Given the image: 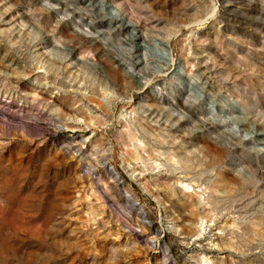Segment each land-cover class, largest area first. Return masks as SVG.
I'll return each mask as SVG.
<instances>
[{
    "label": "rangeland",
    "instance_id": "obj_1",
    "mask_svg": "<svg viewBox=\"0 0 264 264\" xmlns=\"http://www.w3.org/2000/svg\"><path fill=\"white\" fill-rule=\"evenodd\" d=\"M262 131L264 0H0V264H264Z\"/></svg>",
    "mask_w": 264,
    "mask_h": 264
},
{
    "label": "bare ground",
    "instance_id": "obj_2",
    "mask_svg": "<svg viewBox=\"0 0 264 264\" xmlns=\"http://www.w3.org/2000/svg\"><path fill=\"white\" fill-rule=\"evenodd\" d=\"M116 19V18H115ZM120 20V19H119ZM130 23H128L127 24V26H129L130 27ZM12 27V26H11ZM13 28V27H12ZM160 35V34H159ZM137 34L135 35V34H133L132 33V35H130V37H129V40L130 41H134V40H136L137 39ZM163 37L165 38H167V41H168V44H169V47H170V44H171V35L169 34V35H167V36H165V35H163ZM163 37H162V39H163ZM128 40V41H129ZM130 43V42H129ZM135 43V42H134ZM131 45V44H130ZM136 47V49H141L143 46H141V45H136L135 46ZM143 49V48H142ZM41 53V52H40ZM45 53V52H44ZM48 53V52H47ZM148 54V58H147V56H146V58H145V56L144 57H140L141 59L139 60L138 59V57H137V60L136 61H133V66L132 67H138L139 65H141V64H143L144 62H146V60H147V62L148 61H150V60H156L155 58L156 57H158L159 55H158V53H156L154 50H150L148 53H146V55ZM43 55H45V54H43ZM48 55V54H47ZM40 57H42V54H40L39 55ZM140 56H142V55H140ZM50 57V56H49ZM49 57L47 56H43L42 58H41V60L39 61L40 62V66H39V68H42L45 72H47V71H49V70H51V69H53L54 67H56L57 65V63H55V61H53V60H51V59H49ZM136 57V56H135ZM171 57H172V50H171ZM40 59V58H39ZM149 59V60H148ZM140 67V66H139ZM138 67V68H139ZM42 70V71H43ZM2 73V72H1ZM46 74V73H45ZM81 92V91H80ZM190 95V94H189ZM194 96V95H193ZM184 104V103H183ZM185 106V105H184ZM183 107V106H182ZM186 107V106H185ZM87 109L89 110V113L92 115V109L90 108V106H88L87 105ZM87 110V111H88ZM124 115V114H123ZM92 117V116H91ZM95 121V120H94ZM202 121V120H201ZM223 122V121H222ZM225 122V121H224ZM223 122V123H224ZM227 122H230V120H228V121H226L225 123H226V126H227ZM95 123V122H94ZM221 123V122H220ZM74 124L76 125L75 127H77V128H82L81 127V124H82V122H81V120H78V119H76V120H74ZM90 125H92L93 124V121L92 120H90V123H89ZM222 130H223V128H221ZM227 129H230V127L229 128H227ZM221 130V131H222ZM231 130V129H230ZM262 130V129H261ZM225 131V130H224ZM223 131V132H224ZM226 132V131H225ZM226 134V133H225ZM227 134H229V132L227 133ZM226 134V135H227ZM234 134V133H233ZM233 134L231 135V136H233ZM262 135H264V132L262 131V132H258L257 134H255V137H257L256 139H255V142H257V143H263L264 144V137H259V136H262ZM229 136V135H228ZM252 141V140H251ZM253 143V142H252ZM264 146V145H263ZM262 148V147H261ZM256 149V148H255ZM257 150V149H256ZM259 151H260V149H259ZM256 152H258V151H256ZM179 159L183 162V163H185V164H187V163H189V162H191V158L187 155V154H185V153H181L180 155H179ZM264 171V170H263ZM180 186H183V187H185L186 189L188 188V187H190L189 186V183H183V182H181V184H180ZM183 187H181V188H183ZM179 190H180V188H179ZM175 191V190H174ZM174 191H172L173 193H175ZM188 191V190H187ZM200 220H201V222H200V229H201V231H203L204 229H205V227L206 226H208V224H207V221L206 220H204L203 218H200ZM214 224V223H213ZM210 225V224H209ZM173 226V225H172ZM174 228V227H173ZM208 228V227H207ZM203 259L204 260H206V258H204L203 257ZM207 261H208V259H207ZM209 262V261H208Z\"/></svg>",
    "mask_w": 264,
    "mask_h": 264
}]
</instances>
